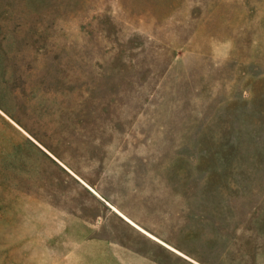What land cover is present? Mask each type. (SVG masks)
I'll return each instance as SVG.
<instances>
[{"label": "rangeland", "instance_id": "obj_1", "mask_svg": "<svg viewBox=\"0 0 264 264\" xmlns=\"http://www.w3.org/2000/svg\"><path fill=\"white\" fill-rule=\"evenodd\" d=\"M132 251L264 264V0H0V264Z\"/></svg>", "mask_w": 264, "mask_h": 264}, {"label": "crops", "instance_id": "obj_2", "mask_svg": "<svg viewBox=\"0 0 264 264\" xmlns=\"http://www.w3.org/2000/svg\"><path fill=\"white\" fill-rule=\"evenodd\" d=\"M121 253L122 254H119L118 256H111L108 258L115 259L114 264H167L163 261H160L161 258L159 257L146 255L142 252L132 251ZM110 264H113V262H110Z\"/></svg>", "mask_w": 264, "mask_h": 264}, {"label": "bare ground", "instance_id": "obj_3", "mask_svg": "<svg viewBox=\"0 0 264 264\" xmlns=\"http://www.w3.org/2000/svg\"><path fill=\"white\" fill-rule=\"evenodd\" d=\"M131 222H132L133 224H135L132 220H131Z\"/></svg>", "mask_w": 264, "mask_h": 264}]
</instances>
